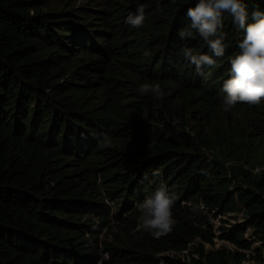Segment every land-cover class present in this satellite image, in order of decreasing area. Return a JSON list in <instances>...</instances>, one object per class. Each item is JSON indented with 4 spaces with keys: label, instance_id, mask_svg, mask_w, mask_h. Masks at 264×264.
<instances>
[{
    "label": "trees",
    "instance_id": "trees-1",
    "mask_svg": "<svg viewBox=\"0 0 264 264\" xmlns=\"http://www.w3.org/2000/svg\"><path fill=\"white\" fill-rule=\"evenodd\" d=\"M37 2L0 0V264H97L103 252L98 234L105 228L112 230V219L125 231V238L104 249L110 257L104 264H159L156 256L170 250H187L188 260L165 254V264H229L230 250L228 254L206 251L204 244H214L218 237L250 249L251 240L245 236L248 226L264 249V170L257 175L228 168L203 151L201 146L209 147L208 143L199 147L178 130L151 137L135 157L105 147L104 137H110L107 121L58 99L51 83V59L37 55L38 46L66 50L71 49L68 40L94 42L91 32L76 24L71 13H31ZM140 2L145 4V24L139 29L126 24L132 38L118 47L109 40L104 48L111 52L121 48L137 61L146 60L149 76L196 99L222 104V84L230 76V60L239 53L242 38L231 17L225 16L224 56L201 75L181 50L189 47L198 54L209 53L208 45L198 34L185 39L178 35L190 23L186 11L195 0ZM128 7L135 11L137 0ZM257 7L264 9V0H249L250 12ZM130 11H116L111 19L123 22ZM133 40L137 42L131 45ZM93 45L104 53L101 45ZM146 48L152 52L150 60L142 56ZM250 106L264 109V100L235 107ZM73 162H87L88 169L104 171L115 184V190L107 191L113 200H120L117 211L112 212L102 197L77 179ZM154 171L159 174L153 175ZM239 177L247 188L234 186ZM161 180L177 196L175 223L159 238L145 231L134 239L131 231L141 216L136 205ZM239 203L246 209L244 222L215 228L212 220L233 214ZM239 254L232 256L238 264L245 258Z\"/></svg>",
    "mask_w": 264,
    "mask_h": 264
},
{
    "label": "rangeland",
    "instance_id": "rangeland-1",
    "mask_svg": "<svg viewBox=\"0 0 264 264\" xmlns=\"http://www.w3.org/2000/svg\"><path fill=\"white\" fill-rule=\"evenodd\" d=\"M131 1L134 0H38L36 7L31 9V13H71L76 24L91 32L94 41L86 39L82 44L68 40L71 49L66 50L38 46L37 55L51 59V83L55 86L57 98L68 106L107 121L109 146L125 156H137L151 137L171 129L189 135L199 147L204 142L208 143L209 147L201 146L203 151L223 161L228 168L239 167L259 175L264 170V109L250 106L225 111L220 103L196 99L186 90L149 76L148 66L143 64L146 60L137 61L133 54L122 53L121 48L113 52L104 48L103 44L109 40L116 41L118 47L132 38L129 28H124V20L111 19L116 11H130L128 5ZM111 10H114L113 16L109 13ZM58 32L62 33L61 30ZM136 42L131 41V45ZM94 43L101 45L104 53L95 48ZM145 82L159 83L165 91L164 97L141 95L137 87ZM71 169L77 179L88 184L99 198L104 199L112 212L120 208V200H113L109 194L115 190V184L103 175L104 171H95L92 166L88 169L87 162H73ZM234 186L247 188L241 177L235 180ZM245 216L246 209L239 203L236 212L218 216L212 221L215 228H220L242 224ZM140 217L136 220L137 225ZM110 225L113 226L111 231L105 228L98 234L102 254L107 253L104 251L107 246H114L125 238V231L122 232L116 220L112 219ZM137 225L131 231L134 239L145 232L138 230ZM252 232V227L248 226L245 236L251 240L250 249L238 248L218 237L214 244L205 243L204 248L206 251L223 250V254L230 250L229 264H238L232 258L237 252L241 257L245 255L239 264H264L262 242L257 235L251 236ZM194 245L191 243L189 246L192 248ZM165 254L156 256L159 264H165ZM187 254L184 250L175 255L188 260Z\"/></svg>",
    "mask_w": 264,
    "mask_h": 264
},
{
    "label": "clouds",
    "instance_id": "clouds-1",
    "mask_svg": "<svg viewBox=\"0 0 264 264\" xmlns=\"http://www.w3.org/2000/svg\"><path fill=\"white\" fill-rule=\"evenodd\" d=\"M161 0H155L159 5ZM175 3V0H171ZM230 16L232 24L242 32L238 42L239 53L230 60V76L224 80L221 88L222 105L225 111L233 109L238 103L258 105L264 100V9L259 7L249 11V0H195L194 6L186 11L190 23L178 31L182 38L198 34L208 45L209 53H195L192 48L184 47L181 54L185 61L195 66L196 72L204 75L205 68L214 67L217 59L226 51L224 23ZM125 24L134 29L141 28L146 22L145 4L137 0L135 11L124 18ZM142 56L151 59L150 49H144ZM137 91L141 95L151 94L162 98L165 91L159 83H142ZM107 147L111 141L105 135ZM153 172V175H158ZM147 179V177H145ZM177 196L161 180L155 191L136 206L141 213L138 230L143 229L154 238L168 233L175 223L173 208ZM108 253L101 255L98 264L109 260Z\"/></svg>",
    "mask_w": 264,
    "mask_h": 264
},
{
    "label": "built area",
    "instance_id": "built-area-1",
    "mask_svg": "<svg viewBox=\"0 0 264 264\" xmlns=\"http://www.w3.org/2000/svg\"><path fill=\"white\" fill-rule=\"evenodd\" d=\"M166 253H167L166 255H169V256L174 255V253L176 254V252H175V251H172V250L167 251ZM171 253H172V254H171Z\"/></svg>",
    "mask_w": 264,
    "mask_h": 264
}]
</instances>
